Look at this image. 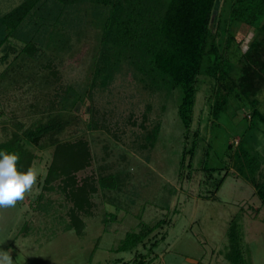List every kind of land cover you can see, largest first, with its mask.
I'll return each instance as SVG.
<instances>
[{"label": "rangeland", "instance_id": "374dc122", "mask_svg": "<svg viewBox=\"0 0 264 264\" xmlns=\"http://www.w3.org/2000/svg\"><path fill=\"white\" fill-rule=\"evenodd\" d=\"M21 1L0 0V15ZM219 4L214 1L211 27ZM88 19L82 21L79 39L68 29L71 49L55 57L46 51L14 59L22 42L13 38L0 46V142L44 121L49 107L57 109L65 87L80 96L74 112L68 105L58 110L61 130L48 128L29 146L38 181L14 208L0 209V250H11L13 264H264V204L245 178L264 180L263 126L244 118L247 109H236L234 103L211 120L212 82L203 76L187 130L176 114V89L149 92L124 68L106 87H90L98 27ZM230 31L241 48L251 37L242 24H232ZM47 60L49 68L41 66ZM256 97L264 112V89ZM155 122L156 138L143 147L144 131ZM78 137L86 140L90 161L74 173L76 183L85 178L95 186L89 212L77 213L83 223L80 234L65 230L71 203L56 188L59 181L52 182V189L43 183L54 140ZM236 143L244 152L239 161L233 156ZM190 149L191 157L182 154ZM200 167L215 169L208 178ZM230 225L235 226L234 252ZM148 227L141 242L117 250L125 233Z\"/></svg>", "mask_w": 264, "mask_h": 264}, {"label": "trees", "instance_id": "16d2710c", "mask_svg": "<svg viewBox=\"0 0 264 264\" xmlns=\"http://www.w3.org/2000/svg\"><path fill=\"white\" fill-rule=\"evenodd\" d=\"M214 1L22 0L0 15V46L13 38L22 42L14 59L20 54L36 58L46 51L55 57L71 49L68 29L79 39L84 31L83 24L89 22L86 17H90L91 25L98 27L91 47L90 87H106L124 68L149 92L168 94L176 89V114L187 130L198 78L203 76L212 82L211 120L217 119L228 105L234 103L236 109H247V115H242L244 118L257 120L264 128V112L260 111V102L256 97L264 89V0H220L211 27ZM25 23L28 28L23 30ZM232 24L245 25L251 31V37L243 48L241 41L230 31ZM51 42L52 49L49 48ZM49 65V60L41 64L45 68ZM79 100V94L65 87L58 97L57 109L49 107L47 118L22 135L13 132L0 142V150L18 153V167L26 169L34 157L29 146L37 144L48 128L61 130L63 123L58 110H65L68 105L74 112L72 107ZM90 126L95 128L96 125L93 123ZM158 129L159 123L155 122L144 131L143 147L152 146ZM193 134L196 135V132ZM239 145L236 143L233 152L236 161L244 154ZM192 149L182 154L185 152L191 157ZM89 161L88 145L82 137L54 140L43 178L47 189L53 188L52 182L59 181L56 188L71 203L68 209L70 219L64 226L65 230L74 229L77 234L83 227L77 213L89 212L90 194L95 191V186L86 182L85 178L76 183L74 173L88 165ZM200 169L209 178L215 168ZM253 177L245 178L260 203L264 204V180L257 182ZM222 178L214 182L215 190ZM151 227L143 232L125 233L117 250L127 251L141 242ZM234 227L230 225L228 228L232 252L237 242L231 234ZM229 258L236 262L232 256Z\"/></svg>", "mask_w": 264, "mask_h": 264}, {"label": "clouds", "instance_id": "9594fccd", "mask_svg": "<svg viewBox=\"0 0 264 264\" xmlns=\"http://www.w3.org/2000/svg\"><path fill=\"white\" fill-rule=\"evenodd\" d=\"M19 161L18 153L0 150V209L14 208L38 181L39 172L32 166L22 170ZM0 264H13L11 250H0Z\"/></svg>", "mask_w": 264, "mask_h": 264}, {"label": "water", "instance_id": "95a60500", "mask_svg": "<svg viewBox=\"0 0 264 264\" xmlns=\"http://www.w3.org/2000/svg\"><path fill=\"white\" fill-rule=\"evenodd\" d=\"M79 106V101H77L76 103H75V105H74V107H73V110H75V108H77ZM86 110H87V108H86Z\"/></svg>", "mask_w": 264, "mask_h": 264}]
</instances>
